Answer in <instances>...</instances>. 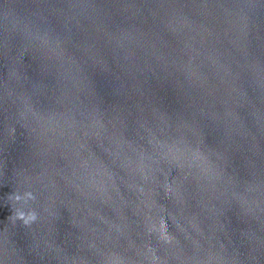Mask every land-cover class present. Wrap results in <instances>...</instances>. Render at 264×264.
<instances>
[{"label": "water", "instance_id": "95a60500", "mask_svg": "<svg viewBox=\"0 0 264 264\" xmlns=\"http://www.w3.org/2000/svg\"><path fill=\"white\" fill-rule=\"evenodd\" d=\"M0 264H264V0H0Z\"/></svg>", "mask_w": 264, "mask_h": 264}, {"label": "clouds", "instance_id": "9594fccd", "mask_svg": "<svg viewBox=\"0 0 264 264\" xmlns=\"http://www.w3.org/2000/svg\"><path fill=\"white\" fill-rule=\"evenodd\" d=\"M17 200H22L24 203H27L28 201L35 200V196L32 192H26L23 196H17ZM16 215L17 219L21 220L25 225H31L38 219V215L35 210L26 212L21 209Z\"/></svg>", "mask_w": 264, "mask_h": 264}]
</instances>
